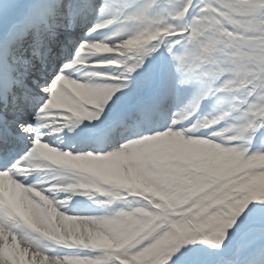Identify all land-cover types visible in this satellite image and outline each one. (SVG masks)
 I'll return each instance as SVG.
<instances>
[{"label": "snow or ice", "instance_id": "obj_1", "mask_svg": "<svg viewBox=\"0 0 264 264\" xmlns=\"http://www.w3.org/2000/svg\"><path fill=\"white\" fill-rule=\"evenodd\" d=\"M0 264H264V0H0Z\"/></svg>", "mask_w": 264, "mask_h": 264}]
</instances>
